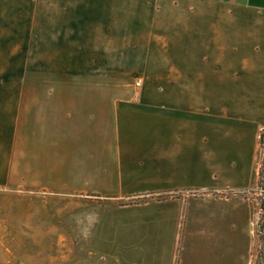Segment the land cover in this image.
<instances>
[{
  "label": "crops",
  "instance_id": "obj_1",
  "mask_svg": "<svg viewBox=\"0 0 264 264\" xmlns=\"http://www.w3.org/2000/svg\"><path fill=\"white\" fill-rule=\"evenodd\" d=\"M13 61L55 78L0 80V186L142 199L104 208L122 240L155 219L184 264L257 263L264 0H0ZM132 67L162 78L139 93Z\"/></svg>",
  "mask_w": 264,
  "mask_h": 264
},
{
  "label": "rangeland",
  "instance_id": "obj_2",
  "mask_svg": "<svg viewBox=\"0 0 264 264\" xmlns=\"http://www.w3.org/2000/svg\"><path fill=\"white\" fill-rule=\"evenodd\" d=\"M20 67V61L9 65L0 62V80L55 78L22 72ZM134 69L130 68L129 75H126L139 93L147 81L154 83L162 78L155 74L157 67L147 70L145 75L138 71L135 73ZM140 81L143 84L138 87ZM78 89L68 91L65 86L54 85V92L81 93ZM252 194L259 201L255 227L260 236L256 264H260L264 258L261 229L262 225L264 227V159L259 185L252 193L240 196L246 198ZM82 201L86 200L76 196L48 195V191L25 189L19 184L0 186V264H184V237L175 226L161 230L155 219L149 220L146 222L150 225H142L129 240H122L125 215L104 211L105 206L111 203L119 207L133 206L142 199L126 198L114 202L94 199L90 200L94 206L89 208L83 207ZM87 210L91 211L89 215ZM154 211L164 212L155 207L146 213ZM108 230L113 232L112 239L106 234ZM181 235L182 240L179 239Z\"/></svg>",
  "mask_w": 264,
  "mask_h": 264
},
{
  "label": "trees",
  "instance_id": "obj_3",
  "mask_svg": "<svg viewBox=\"0 0 264 264\" xmlns=\"http://www.w3.org/2000/svg\"><path fill=\"white\" fill-rule=\"evenodd\" d=\"M263 138H264V132L262 134V137L260 138L261 140V144H262V147L264 148V141H263ZM263 184V181L261 182V185ZM263 230H264V227H263Z\"/></svg>",
  "mask_w": 264,
  "mask_h": 264
},
{
  "label": "built area",
  "instance_id": "obj_4",
  "mask_svg": "<svg viewBox=\"0 0 264 264\" xmlns=\"http://www.w3.org/2000/svg\"><path fill=\"white\" fill-rule=\"evenodd\" d=\"M142 84H143L142 81H140V82L138 83V87L142 86ZM263 132H264V131H263ZM262 134H263V133H262ZM261 137H262V136H261ZM240 194H244V195H245L246 193L242 192V193H240Z\"/></svg>",
  "mask_w": 264,
  "mask_h": 264
},
{
  "label": "water",
  "instance_id": "obj_5",
  "mask_svg": "<svg viewBox=\"0 0 264 264\" xmlns=\"http://www.w3.org/2000/svg\"><path fill=\"white\" fill-rule=\"evenodd\" d=\"M262 229H263V227H262ZM262 232L264 233V230ZM263 248H264V244H263Z\"/></svg>",
  "mask_w": 264,
  "mask_h": 264
}]
</instances>
